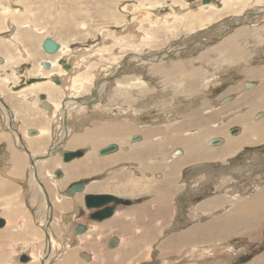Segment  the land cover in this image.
I'll return each mask as SVG.
<instances>
[{"label": "rangeland", "instance_id": "rangeland-1", "mask_svg": "<svg viewBox=\"0 0 264 264\" xmlns=\"http://www.w3.org/2000/svg\"><path fill=\"white\" fill-rule=\"evenodd\" d=\"M49 2H52V4ZM202 2L207 5L205 6ZM96 3L98 6H95ZM190 7L192 8L190 9ZM262 8H264V0H0V20L2 18L0 21V58L6 60L3 65L0 64V133L6 135L3 139L0 138V148H4L0 149V182L10 183V186L0 193V217L6 219V222L8 221L7 225L0 228V264H44L46 258L49 264L63 262H68L67 264H89L90 259L83 258L80 252L86 249L87 241H96V236L92 235L93 231H86L83 235L75 234L73 230L75 225L71 228V225L68 226L65 218L62 217L65 214L66 219L69 220L73 217L78 218L75 205L77 206V203L82 205L81 202L83 201L84 206V199L81 200L82 194L68 198L66 189L71 184L70 181L62 183L61 181H64V178H57L54 173L59 170L65 174L68 170L67 165L80 160L76 159L71 163L64 162L60 150H92L89 153L92 154L97 163L99 162V165L95 167L98 171L96 177L100 179L98 182H104V186H106L104 189L111 186L114 190L122 192L124 197L132 199L129 207H118L120 213L116 217L125 211H127L125 213L140 215V213L136 214L138 212L136 209L144 204H147L145 206L146 212L154 209V200L156 199L154 192L150 190L158 185L159 178H162V180L167 179L164 178L166 172H171L173 161L168 162L167 160L179 158L183 155V152L175 150L172 158L171 154L164 160L160 156L156 158V161H153L152 164L158 168V175L151 171L148 176L144 168H139L138 165L133 166L132 169H136L138 175L134 176L132 174L131 182L127 179L126 168H124L122 162L116 160L112 164H106L109 160L107 159L104 162V158L98 157V150L115 142L119 144L121 149L128 146L129 136L139 133L144 134L146 130L151 131L157 125L161 128L160 124L167 123L163 128L169 130V121L177 117H185L187 113H192L196 98L197 100H206L205 98L210 96L212 92L217 94L220 90L219 87L225 82V74L231 71L232 73L242 74L244 70L250 68V62L255 63L262 60L264 49L261 53L258 52L261 50L260 46L263 45L253 46V43L249 44L247 39L249 35H244L245 33L240 35L241 38L243 35L245 36V43H242L244 47H240L241 38L239 39V48L233 40L236 33L240 32L237 28L247 26L243 28V31L248 32V27L254 28L264 25L263 11L256 10ZM4 9H7V13L4 12ZM196 12L198 14L203 12H205L204 14H212L210 15L212 20L206 25H202L196 20L194 21L196 24L190 27L186 25V27L185 24L190 22V18L184 17L197 14ZM250 12H252L251 16L248 15ZM62 15L64 18L60 17ZM75 16L78 18H75ZM25 20L32 23L31 28L26 29L24 26ZM168 23L169 25L174 24V28L169 26ZM228 24L232 25L229 26ZM227 25L229 28H227ZM153 31L155 34H151ZM16 34L22 42V45L18 46L22 54L17 49L16 44L18 42L14 38ZM135 34H137V38ZM229 35H232V37ZM46 37H51L64 44H61L62 51H58L59 53L54 55L46 53L42 48V42ZM221 40L224 48L226 47L224 44L227 43H225V40H228L229 44L232 43L225 48H228L230 54L238 55V52L242 53L244 50L249 52L242 53L239 61L234 60L228 65L224 60H221L223 55L227 53V50L219 49ZM203 41L205 44L202 43ZM252 42L256 43L255 37ZM231 47H235V49ZM137 56L141 57L136 59ZM90 58L92 62L89 60ZM51 60H57L53 69L56 70V73L53 75L58 77L59 82L57 84L53 80L51 81L60 90L52 97V100L58 104L57 112L51 110V116L55 119L46 116V110L40 105L44 101L40 98H36L37 100L32 97L24 98L16 92L21 87L29 85L27 83H43L39 81L44 80L41 78L44 77L42 74L48 69L42 66L41 62H51ZM77 61L81 64L78 65ZM14 62H17V64ZM237 63L240 65H237ZM227 66H229L228 69ZM240 66L241 68H239ZM225 69L227 70L225 71ZM98 71L101 72L99 73L100 76L97 74ZM78 75L80 78H78ZM95 76L97 77L95 78ZM237 77H241V75ZM30 78L36 79L27 82ZM81 79H84L82 80L84 88L83 84L81 86L78 83ZM103 83L107 85L104 86ZM195 85L196 87L187 91L188 88ZM73 87L75 88L73 89ZM205 87L206 92L204 93L202 89ZM99 89L102 92L101 96L98 94L100 99L97 96ZM125 92L127 95L123 94ZM125 96L127 97L125 98ZM10 109L15 116L13 120L10 119ZM8 117L13 123L14 130L8 126ZM49 118L53 122H50ZM121 124H125L126 132H118L120 130H117V128L123 126ZM95 127H101L103 130H100V133L97 134L100 137L97 147H93L91 144H80L79 146L76 144L75 148H69L74 135L77 139V134ZM36 128L46 129L48 133L50 132L49 135L44 134L38 137L37 140L40 143L32 148H40L41 151L35 155H38L41 158L40 163H43V165L39 163V170L44 177L43 179L40 175L41 179L46 184L42 186L48 188L45 193L49 192L48 197L50 200L48 198L47 201L41 187L38 184V186H35L33 176L34 160L29 159L31 161L29 162L26 155V153L31 155V149L28 150V148H30V140L34 136V134L31 136L29 131L37 132L38 129ZM114 129L116 130L114 131ZM116 132L120 135L117 136ZM142 134L139 135L142 137ZM6 138H9V140ZM164 139H166L165 142H169L170 136L164 134ZM160 140H158L159 144ZM129 146L131 147V145ZM129 146L125 149H128ZM139 147L138 143L132 146L136 150ZM22 153H25L23 154V156L25 155L24 159L21 158L20 154ZM51 157H55V159L51 160ZM87 162L84 164L86 169L90 165ZM71 165L77 166V163ZM87 170L78 168L73 175L83 176ZM188 173V169H185L182 175L179 174V180L181 182L186 181ZM51 175L52 177H50ZM80 176L72 177L73 179L83 178ZM90 189L94 190V187L91 186ZM113 192L119 194V192ZM62 199L67 200V204L64 207H59L58 202ZM49 201L52 204H49ZM55 203L57 222L53 226V222L50 223V214L53 215L54 219ZM169 208L171 211V207ZM177 210L180 216L182 214V217H189L188 213L190 212H188L186 205H178V207L174 205L175 215H177ZM190 214L192 215V213ZM87 219L86 216H82L77 221L90 224L92 228L93 226L98 228L97 221L92 220L90 223ZM78 222L75 224L77 225ZM164 225L168 226L164 227ZM164 225L163 233L159 230L156 237L149 238L147 236V261L142 264H172V262L182 264L188 261L183 259L184 249L173 254L171 251H165L166 248L164 247V250H162V244L170 245L172 230L170 221L164 223ZM186 225L185 222L181 227L183 228ZM46 228H50V231L54 233L52 237L56 241V246L52 249V257L48 256ZM174 229H176V225ZM181 232L180 228L179 233L182 234ZM112 235L114 234L108 233L105 235L103 237L104 243L107 237L109 238ZM181 240L182 238L179 244H181ZM255 241L257 239L251 242ZM243 242L242 245L245 246L252 244L245 240ZM133 246L134 244H132ZM24 252L29 255L33 254L35 260L28 259V261L23 262L21 258L23 254H26ZM62 255L67 256L65 257L67 262L65 259L60 260L63 257ZM137 261L138 259L134 260L132 258L131 264H138ZM191 262L189 261L188 264Z\"/></svg>", "mask_w": 264, "mask_h": 264}, {"label": "crops", "instance_id": "crops-1", "mask_svg": "<svg viewBox=\"0 0 264 264\" xmlns=\"http://www.w3.org/2000/svg\"><path fill=\"white\" fill-rule=\"evenodd\" d=\"M245 27L237 28L240 32L233 38L238 48L240 35L245 33L244 35H249L247 37L249 44L263 45L260 46L263 49L264 25L248 27V32L243 31ZM244 35L240 39L242 40L240 47H244L242 46V43H245ZM254 37L256 43L252 42ZM219 43V49L227 50L221 60L228 65L234 60L238 61L242 53L249 52L244 50L242 53L238 52V55H233L229 53L228 48L223 47L222 40ZM250 64V68L244 70L242 74L232 73V71L225 74V82L219 87V92L217 94L212 92L205 98L206 100L203 99L204 101L195 100L192 113L169 121V130L163 128L167 123L160 124L161 128L157 125L151 131L139 133L142 134L140 140L127 139L128 146L131 145L128 149H125L128 146L120 149L119 144L115 142L112 144L117 145L118 148L111 153L100 155V149L98 150L97 156L104 158V162L109 159L106 164H112L116 160L122 162L129 181L132 174L138 175V171L132 169L133 166L138 165L139 168H144L148 176L151 171L158 175V168L152 164L156 158L160 156L164 160L169 154L172 158L175 150H182L183 155L167 160L173 161L174 167L171 166V172L164 173L166 175L164 178L167 179L159 178L158 185L150 190L154 192L156 199L154 209L146 212L147 204H144L136 209L138 211L136 214L140 213V215L125 213L127 212L125 211L116 217L120 213L117 207L110 218L97 221L98 228L82 223L87 226L86 231H93L92 235L96 236V241H87L86 249L80 252V254L90 255L89 264H131L132 258L138 259V264L146 263L147 236L156 237L159 230L162 231L168 226L164 225L168 221L172 226L170 245L162 244L161 247L162 250L164 247L165 251H171L172 254L184 249L183 259L188 261L182 264H188L189 261H192L190 264H227L228 262L229 264H264V235L262 236L264 233V58ZM238 75L241 77H237ZM194 87L196 85L188 88L187 91ZM205 88L202 89L203 92H206ZM164 134L170 136L169 142H165L166 139L163 140ZM158 140L161 141L160 144ZM213 140L218 142L215 143ZM136 143L140 145L137 150L132 148ZM91 151H84L81 157L68 162L89 159L87 163L90 164L87 168L89 170L85 167L81 168V170H87L84 172L85 175L80 176L83 178L70 181L71 184L76 182L84 184L83 192L74 195L82 194L81 200L84 199L85 194H106L130 199L111 186L104 189L106 187L104 182H98L100 179L96 177L98 171L95 167L99 165V162L97 163L89 153ZM77 162L79 161L73 163ZM185 169L189 172L188 179L181 182L179 174L182 175ZM61 173L59 178L66 176V173L62 171ZM91 186L94 190L90 189ZM233 193L235 195H232ZM66 201L62 199L58 202V206H66ZM81 203L83 205V201ZM174 205L177 207L186 205L188 212L193 216L187 212L190 218L182 217V214L181 216L178 214V210L175 215ZM80 209L81 206L77 203L76 215ZM55 217L54 220L52 218L53 226L57 222ZM62 217L65 218L66 224L71 225V228L78 222V218L75 219V217L70 220L66 219L64 214ZM86 217L88 218V215ZM91 221L89 220L90 223ZM184 221L187 225L182 228ZM175 225L176 229H174ZM180 228L183 235L179 233ZM108 233L114 235L107 237L104 243L103 237ZM181 238V244H179ZM254 239L257 241L251 242ZM112 240L116 242L113 244ZM244 240L252 244L242 245ZM132 244H134L133 247ZM63 258L65 259L63 256L60 260ZM219 259L221 261H218ZM172 264H178V262H172Z\"/></svg>", "mask_w": 264, "mask_h": 264}, {"label": "bare ground", "instance_id": "bare-ground-1", "mask_svg": "<svg viewBox=\"0 0 264 264\" xmlns=\"http://www.w3.org/2000/svg\"><path fill=\"white\" fill-rule=\"evenodd\" d=\"M51 1V0H50ZM100 1V0H99ZM150 1V0H149ZM30 2V1H29ZM156 2V1H155ZM36 3V2H35ZM49 3H51L52 4V2H49ZM158 3V2H157ZM156 3V4H157ZM201 3V2H200ZM27 4H28V2H27ZM65 4V3H64ZM93 4V3H92ZM147 4V3H146ZM191 4V3H190ZM202 4H205V6L207 5L206 3H203L202 2ZM100 5V4H99ZM199 5V4H198ZM210 5V4H209ZM51 6V5H50ZM95 6H98V4L96 3V5ZM143 6V5H142ZM189 6V5H188ZM197 6V5H196ZM214 6V5H213ZM49 7V6H48ZM73 7V6H72ZM146 7V6H145ZM199 7H200V5H199ZM64 8V7H63ZM66 8V7H65ZM101 8V7H100ZM142 8V7H141ZM144 8V7H143ZM192 7H190V9H191ZM99 9V8H98ZM135 9V8H134ZM140 9V8H139ZM149 9V8H148ZM147 9V10H148ZM182 9H183V7H182ZM187 9V8H186ZM190 9H187V10H190ZM197 9V8H196ZM50 10V9H49ZM71 10V9H70ZM144 10V9H143ZM256 10H259V12L260 11H263V13H264V8H262V9H256ZM7 11V9L5 10L4 9V12H6ZM99 11V10H98ZM97 11V12H98ZM196 11V10H195ZM152 12V11H151ZM175 12V11H174ZM174 12H171V13H174ZM183 12V11H182ZM190 12H192V11H190ZM215 12V11H214ZM254 12V11H253ZM258 12V11H257ZM7 13V12H6ZM138 13V12H137ZM142 13V12H141ZM177 13V12H176ZM194 13V12H193ZM197 13V12H196ZM205 12H203V13H200V14H191V15H188V16H186V17H184V18H190V22L189 23H186L185 24V26L187 25L188 27H190V26H192V25H194V24H196V23H194V21H196V20H198L202 25H206V23H209L211 20H212V17H210V15H212V14H204ZM39 14V13H38ZM49 14V13H48ZM61 14H63V13H61ZM74 14V13H73ZM115 14V13H114ZM122 14V13H121ZM136 14V13H135ZM250 14V15H249ZM251 14H252V12H250V13H248V15L249 16H251ZM50 15V14H49ZM64 15V14H63ZM60 16L61 18H64V16ZM117 15V14H116ZM137 16V15H136ZM169 16H171V15H169ZM173 16V15H172ZM178 16V15H177ZM214 16V15H213ZM87 17V16H86ZM113 17V16H112ZM174 17V16H173ZM22 18V17H21ZM75 18H78V17H76L75 16ZM85 18V17H84ZM142 18V17H141ZM144 18V17H143ZM256 18H258V17H256ZM27 19V18H26ZM107 19V18H106ZM172 19V18H171ZM170 19V20H171ZM1 20H2V18H1ZM0 20V21H1ZM14 20H16V19H14ZM13 20V21H14ZM65 20V19H64ZM67 20V19H66ZM78 20V19H77ZM136 20V19H135ZM173 20V19H172ZM171 20V21H172ZM238 20H239V18H238ZM242 20V19H241ZM250 20V19H249ZM28 20H25L24 22V26L26 27V29H28V28H31L32 27V23L31 22H27ZM32 21V20H31ZM62 21V20H61ZM70 21V20H69ZM160 21V20H159ZM167 21H169V20H167ZM180 21V20H179ZM183 21V20H182ZM244 21H245V19H244ZM58 22H60V21H58ZM164 22V21H163ZM231 22V21H230ZM233 22H234V20H233ZM242 22H243V20H242ZM247 22H249V21H247ZM130 23V22H129ZM134 23V22H133ZM157 23H159V22H157ZM161 23H162V21H161ZM228 23V22H227ZM226 23V24H227ZM240 23V22H239ZM17 24V23H16ZM65 24V23H64ZM139 24V23H138ZM137 24V25H138ZM150 24V23H149ZM155 24V23H154ZM46 25V24H45ZM97 25V24H96ZM168 25H169V23H168ZM167 25V26H168ZM201 25V26H202ZM229 26L230 25H232V24H228ZM227 25V28H229V26ZM237 25H239V24H237ZM262 25V24H261ZM139 26V25H138ZM156 26V25H155ZM165 26H166V24H165ZM169 26H173V28H174V24H171V25H169ZM186 26V27H187ZM197 27V26H196ZM234 27V26H233ZM233 27H231V28H233ZM168 28V27H167ZM170 28V27H169ZM235 28H236V26H235ZM39 29V28H38ZM38 29H36V30H38ZM135 29H137V28H135ZM60 30V29H59ZM58 30V31H59ZM174 30V29H173ZM34 31V30H33ZM97 31V30H96ZM135 31V30H134ZM139 31V30H138ZM181 31V30H180ZM237 31V30H236ZM103 32V31H102ZM148 32V31H147ZM234 32V31H233ZM232 32V33H233ZM238 32V31H237ZM137 33V32H136ZM234 33H236V32H234ZM151 34H155L154 33V31L153 32H151ZM243 34V33H242ZM59 35V34H58ZM141 35V34H140ZM144 35V34H143ZM135 36H136V38H137V34H135ZM228 36V35H227ZM230 37H232V35H229ZM133 37H134V35H133ZM149 37V36H148ZM225 37V36H224ZM14 38L17 40V49H18V46L19 45H22L21 43V41L19 40L20 38L18 37V35L16 34L15 36H14ZM140 38V37H139ZM226 38V37H225ZM224 38V39H225ZM14 39V40H15ZM223 39V40H224ZM237 39V38H236ZM55 40V39H54ZM140 40V39H139ZM56 41V40H55ZM184 41V40H183ZM230 41V40H229ZM57 42V41H56ZM227 42V43H226ZM231 42V41H230ZM16 43V42H15ZM59 43V42H58ZM203 44H205L204 43V41L202 42ZM225 43L226 44H224V45H226V47H227V44H229L228 43V40L226 41L225 40ZM234 43V42H233ZM24 44V43H23ZM60 44V50H59V52L60 51H62V46H61V44L62 43H59ZM62 45H64V44H62ZM66 45V44H65ZM92 47V46H91ZM225 47V48H226ZM232 48V47H231ZM28 49V48H27ZM106 49H108V48H106ZM232 49H235V47L234 48H232ZM263 49H264V47H263ZM19 50V52H21L20 51V48L18 49ZM262 50V49H261ZM59 52H57V53H55V54H58ZM76 53V52H75ZM79 53V52H78ZM21 54H22V52H21ZM51 55H54V54H51ZM98 55V54H97ZM96 55V56H97ZM33 56V55H32ZM98 56H100V55H98ZM162 56V55H161ZM72 57V56H71ZM139 57H141V56H137L136 57V59H138ZM83 58V57H82ZM160 58V57H159ZM10 59V58H9ZM74 60V59H73ZM90 61H91V58L89 59ZM113 60V59H112ZM229 60V59H228ZM4 61H6V60H3V59H1L0 58V64H4ZM56 61L57 60H51V63H52V65H53V67H52V69H50V70H45L44 72V74H42V76H45V77H41V78H43L44 80L43 81H39V82H43V83H38V82H31V80H33V79H36V78H30V80H28L27 82H31V83H27V84H29V86H26L24 89H19L18 91H16L19 95H21L22 97H24V98H30V97H32V98H35V100H37L36 98H40V94H42L41 92H44L45 94V98L44 99H41V100H44V103L43 104H41V106L44 108V110H46L45 111V114H46V116L47 117H53V116H51V110L53 109V110H56L57 108H58V104H56L55 103V101H53L52 100V97H53V95L55 94V93H57V91H60V90H58L56 87H55V83H53L51 80H53V81H55V82H59L58 80H57V78L58 77H56V76H53V77H51L53 74H55L56 73V70H53L54 69V67L56 66ZM75 61V60H74ZM110 61V60H109ZM116 61V60H115ZM239 61V60H238ZM259 61H261V60H259ZM3 62V63H2ZM43 62V61H42ZM42 62H41V65L43 66V64H42ZM78 62V65H79V63L81 64V62H79V61H77ZM92 62V61H91ZM14 63H16L17 64V62H14ZM50 63V62H49ZM74 63V62H73ZM88 63H89V61H88ZM115 63V62H114ZM113 63V64H114ZM240 63V62H239ZM239 63H237V65L239 64ZM16 64H14V65H16ZM110 64V63H109ZM245 64V63H244ZM75 65V64H74ZM77 65V66H78ZM107 65V64H106ZM240 65V64H239ZM246 65V64H245ZM88 66V65H87ZM110 66V65H109ZM179 67H180V65H178ZM248 66V65H247ZM172 67V66H171ZM107 68V67H106ZM174 68V67H173ZM232 68V67H231ZM234 68V67H233ZM236 68V67H235ZM239 68H241V66L239 67ZM108 69V68H107ZM114 70V69H113ZM203 70V69H202ZM68 71V70H67ZM66 71V72H67ZM167 71V70H166ZM96 72V71H95ZM40 73H42V72H40ZM99 73H101V72H97V74H99ZM106 73V72H105ZM49 74V75H48ZM60 74V73H59ZM70 74V73H69ZM72 74V73H71ZM48 75V76H47ZM58 75V74H57ZM68 76V75H67ZM77 76V75H76ZM99 76H100V74H99ZM104 76V75H103ZM97 76H95V78H96ZM78 78H80L79 77V75H78ZM90 78V77H89ZM194 78V77H193ZM74 80V79H73ZM76 80V79H75ZM82 80H84V79H81V80H79L78 81V83L81 85V84H83L82 83ZM86 80V79H85ZM85 82V81H84ZM34 83V84H33ZM73 83V82H72ZM76 83V82H75ZM77 84V83H76ZM104 84V86H106L107 84L106 83H103ZM73 85H74V83H73ZM72 85V86H73ZM80 85H79V87H80ZM75 86V85H74ZM82 86V85H81ZM102 86V85H101ZM103 86V87H104ZM61 87H63V86H61ZM75 87H77L78 88V86L76 85ZM75 87H73V89L75 88ZM22 88V87H21ZM72 88V87H71ZM83 88H84V84H83ZM82 88V89H83ZM121 88V87H120ZM142 89V88H141ZM78 90V89H77ZM80 90H81V88H80ZM205 90H206V88H205ZM74 91V90H73ZM104 91V90H103ZM117 91H120V90H117ZM136 91V90H135ZM121 92H122V90H121ZM139 92V91H138ZM112 93H113V91H112ZM203 93V92H202ZM205 93V92H204ZM75 94V93H74ZM98 94L101 96V94H102V92H101V89H99L98 90V92H97V96H98ZM109 94V93H108ZM124 95L126 94V92L125 93H123ZM123 94H120L121 96L123 95ZM127 95V94H126ZM207 95V94H206ZM205 95V96H206ZM100 96H98V98L100 97ZM112 96V95H111ZM128 96H130V95H128ZM141 96V95H140ZM204 96V95H203ZM73 97V96H72ZM127 96H125V98H126ZM200 97V96H199ZM88 98V97H87ZM123 98V97H122ZM100 99V98H99ZM46 100L47 101H49V102H52L51 104L50 103H48V102H46ZM59 100H60V98H59ZM73 100H74V98H73ZM196 100H197V98H196ZM76 101V100H75ZM119 101V100H118ZM5 102V101H4ZM193 102H194V100H193ZM70 103V102H69ZM73 103V102H72ZM76 103V102H75ZM89 103V102H88ZM67 105V104H66ZM73 105V104H72ZM81 106V105H80ZM88 106V105H87ZM178 108V107H177ZM27 110V109H26ZM59 110V109H58ZM11 112V111H10ZM54 112V111H53ZM55 112H57V110L55 111ZM130 112V111H129ZM180 112V111H179ZM50 114V115H49ZM105 114V113H104ZM110 114V113H109ZM108 114V115H109ZM117 114V113H116ZM136 114V113H135ZM54 115V114H53ZM107 115V116H108ZM168 115V114H167ZM56 116V115H55ZM86 116V115H85ZM115 116V115H114ZM132 116V115H131ZM136 116V115H135ZM11 117L13 118V116L11 115ZM120 117V116H119ZM129 117H130V114H129ZM134 117V116H133ZM133 117H131V118H133ZM54 118V117H53ZM89 118V117H88ZM55 119V118H54ZM120 119H122V117H120ZM264 119V118H263ZM49 120H50V118H49ZM52 120V119H51ZM83 120V119H82ZM86 120V119H85ZM134 120V119H133ZM65 121V120H64ZM66 122V121H65ZM68 122V121H67ZM135 122V121H134ZM120 124V123H119ZM119 124H118V126H119ZM155 124V123H154ZM190 124H191V122H190ZM34 125V124H33ZM121 125H123V124H121ZM125 125V124H124ZM124 125L123 126H120L119 128H117V130H120V131H118V132H121V131H124V132H126L125 130H126V127H124ZM11 126V125H10ZM36 129H38V128H36ZM63 129V128H62ZM29 130V129H28ZM67 130H68V126H67ZM100 130L101 131H103L102 129H101V127L99 128V127H95L94 129H91V130H88V131H86L85 130V132H83V133H81V134H77L76 135V137H77V139L75 138V135L73 136V139H71V142H70V146H69V148H75L76 147V144L79 146L80 144L82 145H88V144H91V145H93V147H97V144H98V139L100 138L97 134H99L100 133ZM116 129H114V131H115ZM27 131V130H26ZM99 132V133H98ZM107 132H109V131H107ZM124 132H122V133H124ZM114 133V132H113ZM148 133V132H147ZM26 134H27V132H26ZM29 134H30V131H29ZM33 134H36L35 136H33L32 137V139L30 140V143H31V145H32V147H36V145H38V143H40V141H38L37 140V138L38 137H40L41 135H44V134H50V132L48 133L47 131H46V129H39L36 133H33ZM65 134V133H64ZM101 134H103L102 132H101ZM118 134L119 133H117L116 132V135L118 136ZM30 135H32V134H30ZM120 135V134H119ZM147 135V134H146ZM0 136H1V138L3 139V137H5L6 135L5 134H3L2 135V133H0ZM107 136V135H106ZM134 136H140V138H141V135H139V134H137V135H133V136H129L128 137V139L129 140H133V137ZM168 136V135H167ZM108 137V136H107ZM114 137V136H113ZM122 137V136H121ZM108 138H110V136L108 137ZM6 139H8L9 140V138H6ZM123 139V138H122ZM204 139V138H203ZM44 140H46V139H44ZM110 140V139H109ZM138 140H140V139H138ZM205 140V139H204ZM72 141H75V142H72ZM136 141V140H135ZM10 142V141H9ZM214 142V141H213ZM29 143V144H30ZM71 143H73V144H71ZM10 144V143H9ZM44 145V144H43ZM32 147L30 146V148H31V151L32 152H30V157L29 158H32L33 160L35 159V161L33 162V164L34 165H36L37 166V178H36V180H35V176H34V181H35V186H38L37 184H38V182H37V180H39V182L40 183H42L41 182V178L43 177L42 175H41V172H40V160H38L39 158V156L37 155H35L36 153H40L41 151L39 150L40 148H38V149H36V148H34V149H32ZM58 148H59V146H57ZM28 148V147H27ZM178 149V148H177ZM18 150V149H17ZM28 150H30L29 148H28ZM27 150V151H28ZM176 151H178V150H176ZM180 151H182V150H180ZM11 152V151H10ZM183 152V151H182ZM23 154L24 153H22V154H20L21 155V158H25L24 156H23ZM27 154V153H26ZM89 154V153H88ZM16 156H17V154H16ZM27 157H28V154H27ZM38 158V159H37ZM89 158V157H88ZM23 159H22V162H23ZM89 159H86V160H84V161H79V162H77V166H74V165H67V167L66 168H68V170H67V176H66V178L64 179V181H62V183L63 182H68V181H71L72 179H73V177H79L80 175L79 174H75V175H73V173L78 169V168H82V167H85L84 166V164L88 161ZM109 160V159H108ZM43 162V161H42ZM40 163V164H39ZM19 164V163H18ZM55 164V163H54ZM74 164V163H73ZM41 165H43V163L41 164ZM69 166V167H68ZM42 167V166H41ZM45 167V166H44ZM209 167V166H208ZM35 169H36V167H35ZM42 169H43V167H42ZM252 169V168H251ZM254 169V168H253ZM196 170V169H195ZM44 171V170H43ZM225 171V170H224ZM24 172V171H23ZM201 173V172H200ZM205 173V172H204ZM6 174V173H5ZM34 174V173H33ZM10 175V174H9ZM42 177H41V176ZM188 175V174H187ZM195 175V174H194ZM209 175V174H208ZM46 176V175H45ZM49 176V175H48ZM73 176V177H72ZM213 176V175H212ZM211 176V177H212ZM41 177V178H40ZM188 177V176H187ZM201 177V176H200ZM196 178V177H195ZM205 178V177H204ZM43 179H44V177H43ZM63 179V178H62ZM61 179V180H62ZM191 179V178H190ZM210 179V178H209ZM196 180V179H195ZM203 181V180H202ZM132 182V181H131ZM33 184H34V182H33ZM132 184V183H131ZM131 184H129V185H131ZM134 184V183H133ZM196 184V183H195ZM8 186H10V183H8V182H6V181H1L0 182V193H2V192H4L5 191V189L8 187ZM34 186V187H35ZM134 186V185H133ZM136 186H138L137 184H136ZM41 187V186H40ZM39 189V188H38ZM46 189V188H45ZM41 190V189H40ZM90 191V190H89ZM187 191V190H186ZM193 191V190H192ZM237 191V190H236ZM194 192V191H193ZM198 192H199V190H198ZM33 193V192H32ZM37 193V192H36ZM234 193H236V192H234ZM232 194V195H235V194ZM200 194V193H199ZM46 196L48 197V192H46ZM49 198V197H48ZM72 198V197H71ZM50 200V199H49ZM56 200V199H55ZM58 200V199H57ZM62 201V200H61ZM134 201V200H133ZM50 203H52V202H50ZM7 205H9V204H7ZM47 205V204H46ZM80 205V204H79ZM112 205V204H111ZM119 205H123V204H119ZM128 205V204H127ZM117 208V207H116ZM122 210V209H121ZM54 212V211H53ZM57 213V212H56ZM56 213H54V215L56 216ZM65 215V214H64ZM52 218H53V215L51 214V216H50V223H52L53 221H51L52 220ZM56 218V217H55ZM132 218V217H131ZM188 218V217H187ZM4 219V218H3ZM57 219V218H56ZM186 219V218H185ZM5 220V219H4ZM54 220V219H53ZM6 221V220H5ZM59 221V220H58ZM49 222V221H48ZM185 222V221H184ZM64 223V222H63ZM67 224H69V223H67ZM62 226V225H61ZM69 226V225H68ZM63 227V226H62ZM46 229H48V228H46ZM50 229V228H49ZM47 230V240H48V247H47V250H48V253H49V255L48 256H50V257H52V249L56 246L55 245V240H54V238L52 237V235H53V232L52 231H50V230ZM70 230V229H69ZM65 231V230H64ZM235 231V230H234ZM168 233V232H167ZM71 234V233H70ZM71 238V237H70ZM70 241V240H69ZM79 242H81V241H79ZM118 242V241H117ZM236 244V243H235ZM68 245V244H67ZM262 245V244H261ZM73 246V245H72ZM78 246V245H77ZM80 246V245H79ZM64 247V246H63ZM65 248V247H64ZM222 248V247H221ZM68 249V248H67ZM216 250V249H215ZM67 251V250H66ZM188 251V250H187ZM198 251V250H197ZM196 251V252H197ZM200 251V250H199ZM217 251V250H216ZM204 252V251H203ZM206 252V251H205ZM210 252V251H209ZM24 253H26V252H24ZM215 253V252H214ZM217 253V252H216ZM47 254V253H46ZM67 254V253H66ZM66 254H64V255H66ZM71 254V253H70ZM26 255L28 256V258H29V260L30 259H34V255L33 254H27L26 253ZM220 255V254H219ZM63 256V255H62ZM195 256V255H194ZM64 257H67V256H64ZM216 257V256H215ZM193 258V257H192ZM222 258V257H221ZM198 259V258H197ZM196 259V260H197ZM200 259V258H199ZM218 259V258H217ZM216 259V260H217ZM227 259V258H226ZM229 259V258H228ZM35 260V259H34ZM33 260V261H34ZM63 260H64V258H63ZM67 259H65V261H66ZM72 260V259H71ZM207 260H209V259H207ZM59 261V260H58ZM218 261H221L220 259L218 260ZM224 261V260H223ZM60 262H62V261H60ZM67 262V261H66ZM201 262H202V260H201ZM205 262V261H204ZM224 262H226V261H224ZM64 263V262H63ZM68 263V262H67ZM66 263V264H67ZM44 264H49L48 263V260H47V258H46V260H45V262H44ZM54 264V263H53ZM62 264V263H61ZM219 264V263H218ZM227 264H229V262L227 263Z\"/></svg>", "mask_w": 264, "mask_h": 264}, {"label": "water", "instance_id": "water-1", "mask_svg": "<svg viewBox=\"0 0 264 264\" xmlns=\"http://www.w3.org/2000/svg\"><path fill=\"white\" fill-rule=\"evenodd\" d=\"M42 48L48 54H55L60 50V44L56 42L51 37H46L42 42ZM43 66L47 69H50L51 64L47 61L43 62ZM250 86V84H249ZM45 95L41 94L40 99H44ZM34 132H31L33 134ZM140 139V136H134L132 141ZM215 143L218 140H213ZM3 147L0 149L2 150ZM117 145L111 144L99 150L100 155H105L117 150ZM60 154L64 160V162H69L75 158L81 157L84 154L83 150L77 151H68V150H61ZM34 165V164H33ZM62 173L59 170L55 171V176L59 178ZM84 184L82 182L72 184L67 192L66 195L68 197L73 196L75 193L83 192ZM112 203V205H111ZM132 203L131 199H124L114 195H106V194H85L84 196V210H79V214L84 215L85 212H88V219L95 220V221H102L104 219L110 218L116 211V207L119 204L130 205ZM6 225V221L3 218H0V228ZM87 230V226L85 224H78L77 228L74 230L75 234L84 233ZM116 240H112L114 244ZM81 256L86 259H90V255L87 253H82ZM28 256L26 254L22 255L21 260L23 262L28 261Z\"/></svg>", "mask_w": 264, "mask_h": 264}, {"label": "flooded vegetation", "instance_id": "flooded-vegetation-1", "mask_svg": "<svg viewBox=\"0 0 264 264\" xmlns=\"http://www.w3.org/2000/svg\"><path fill=\"white\" fill-rule=\"evenodd\" d=\"M42 64H43V62H42ZM50 64H51L50 69H52L53 65H52L51 62H50ZM50 69H48V70H50ZM53 76H54V75H52L51 77H53ZM44 77H45V76H44ZM54 82H55V81H54ZM56 83H57V82H56ZM33 84H34V83H33ZM57 84H58V83H57ZM26 86H29V85H26ZM26 86H25V87H26ZM25 87L20 88V90H21V89H24ZM42 94H45V93H42ZM40 95H41V94H40ZM42 101H44V100H42ZM46 102H48V103H50V104L52 103V102H49V101H47V100H46ZM40 105H41V104H40ZM51 105H52V104H51ZM10 111H11L10 114L13 116V118L10 116V119L13 120V119L15 118V116H14V113L12 112L11 109H10ZM8 119H9V117H8ZM10 119L8 120V126H10V125L12 124V125L10 126V128H11L12 130H14L15 128L13 127V123H12V121H10ZM50 120H51V119H50ZM50 122H53V120H51ZM65 124H66V122H65ZM38 130H39V129H38ZM34 133H36V132L34 131ZM30 134H31V132H30ZM35 135H36V134H34V136H35ZM31 136H32V135H31ZM0 138H1V137H0ZM9 145H10V144H8V146H9ZM29 146L32 147L31 144H30ZM32 148H33V147H32ZM3 149H4V148H3ZM29 149H31V148H29ZM52 151H53V150H52ZM60 151H61V150H60ZM74 151H76V150H74ZM0 152H1V151H0ZM31 152H32V151H31ZM24 154H25V153H24ZM26 155H27V154H26ZM53 155H54V154H53ZM43 156H44V155H43ZM48 156H51V155H48ZM24 157H25V156H24ZM29 157H30V155H28V157H27L28 160H29V159H32V158H29ZM38 158H39V159H38ZM38 158H37L38 160L41 159L40 157H38ZM52 159H55V157H51V160H52ZM32 160H33V159H32ZM34 161H35V159H34ZM34 161H33V162H34ZM29 162H31V161L29 160ZM35 167H36V169H35ZM6 169H7V168H6ZM33 171H34L33 173H34L35 180H36L37 175H38V174H37V166H36V165H33ZM60 172H61V171H60ZM66 176H67V171H66ZM66 176L63 177V178L65 179ZM60 177H61V176H60ZM38 178H39V177H38ZM38 178H37V179H38ZM40 178H41V177H40ZM76 180H78V179H76ZM42 181H43V180L41 179V182H42ZM73 181H75V180H73ZM32 182H33V180H32ZM37 182H38V185L41 186V189H42V191H43V193H44V196H45V198H46V201H47L48 197L46 196V193H45L46 189H47V191H48L47 186H46V187H43V186H42L43 184H45L44 181L42 182V184H40L39 180H37ZM61 182H62V181H61ZM76 183H79V182H76ZM73 184H75V183H73ZM45 185H46V184H45ZM71 185H72V184H71ZM71 185H70V186H71ZM70 186H69V187H70ZM29 187H30V185H29ZM45 188H46V189H45ZM48 193H49V192H48ZM49 199H50V198H49ZM50 202H51V201H49V204H50ZM51 204H52V203H51ZM111 204H112V203H111ZM80 206H81V210H84V206H83V205H80ZM119 206H124V205H118L117 207H119ZM56 209H57V207H56V203H55L54 213L56 212ZM87 214H88L87 211L85 212L84 215H82V214L80 215L79 212H78L77 216H78V218H81L82 216H86ZM50 216H51V214H50ZM0 218H2V217H0ZM5 220H6V219H5ZM6 223L8 224V221H7ZM7 224H6V225H7ZM79 224H82V223H79ZM76 226H77V225H75V227H76ZM75 227H74L73 230H75ZM47 230H48V229H47ZM49 230H50V229H49ZM46 233H47V232H46Z\"/></svg>", "mask_w": 264, "mask_h": 264}]
</instances>
